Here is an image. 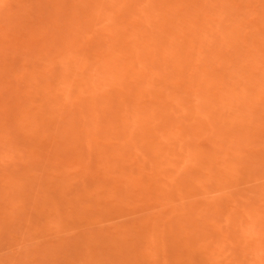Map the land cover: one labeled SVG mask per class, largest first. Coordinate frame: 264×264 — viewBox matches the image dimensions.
Returning a JSON list of instances; mask_svg holds the SVG:
<instances>
[{
	"label": "rangeland",
	"instance_id": "rangeland-1",
	"mask_svg": "<svg viewBox=\"0 0 264 264\" xmlns=\"http://www.w3.org/2000/svg\"><path fill=\"white\" fill-rule=\"evenodd\" d=\"M0 264H264V0H0Z\"/></svg>",
	"mask_w": 264,
	"mask_h": 264
}]
</instances>
